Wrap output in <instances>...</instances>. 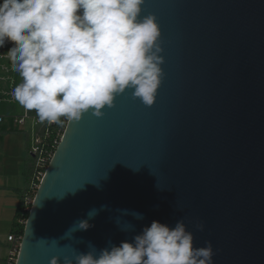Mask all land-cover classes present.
I'll list each match as a JSON object with an SVG mask.
<instances>
[{
	"label": "water",
	"instance_id": "obj_1",
	"mask_svg": "<svg viewBox=\"0 0 264 264\" xmlns=\"http://www.w3.org/2000/svg\"><path fill=\"white\" fill-rule=\"evenodd\" d=\"M149 15L164 60L154 104L126 90L102 117L68 122L17 264H63L181 220L214 264H264V0H145Z\"/></svg>",
	"mask_w": 264,
	"mask_h": 264
},
{
	"label": "clouds",
	"instance_id": "obj_2",
	"mask_svg": "<svg viewBox=\"0 0 264 264\" xmlns=\"http://www.w3.org/2000/svg\"><path fill=\"white\" fill-rule=\"evenodd\" d=\"M145 0H0V48L22 82L12 98L41 123L63 126L84 114L100 118L115 98L152 106L163 76L161 32L155 16L141 19ZM63 118V119H62ZM93 209L89 219L96 215ZM138 219L142 217L134 214ZM76 230L87 231V219ZM203 231V225L197 224ZM65 257L63 264H214L211 243L195 248L194 236L178 221H158L133 242ZM50 264H59L53 258Z\"/></svg>",
	"mask_w": 264,
	"mask_h": 264
},
{
	"label": "crops",
	"instance_id": "obj_3",
	"mask_svg": "<svg viewBox=\"0 0 264 264\" xmlns=\"http://www.w3.org/2000/svg\"><path fill=\"white\" fill-rule=\"evenodd\" d=\"M17 106L20 105L15 102L13 108L0 112V117H4L0 123V264H6L9 256L7 239L14 233L17 211L34 173L32 157L29 159L27 153L38 128L30 112L33 124L16 122L26 114Z\"/></svg>",
	"mask_w": 264,
	"mask_h": 264
},
{
	"label": "built area",
	"instance_id": "obj_4",
	"mask_svg": "<svg viewBox=\"0 0 264 264\" xmlns=\"http://www.w3.org/2000/svg\"><path fill=\"white\" fill-rule=\"evenodd\" d=\"M12 47L11 44L6 43L4 48H0V72L6 74L15 73L11 70L10 61L6 58V52ZM11 80L10 91L2 89L1 84ZM15 80L9 76H5L0 73V100H5V96H10V99L14 101L11 96ZM31 115L26 114L16 120L19 125H23L28 119H31ZM35 120V126L38 128V133L34 137L33 146L30 151V155L34 164V173L31 178L30 186L22 201V212L30 213L32 205L41 181L45 175V172L54 156L56 149L62 141L68 122H65L63 126L56 124H48L47 122L41 123L38 119ZM4 122V117H0V123ZM27 221V220H26ZM26 221L23 223L26 225ZM23 235L20 233H12L7 241L9 243V256L6 260V264H17L20 254Z\"/></svg>",
	"mask_w": 264,
	"mask_h": 264
},
{
	"label": "rangeland",
	"instance_id": "obj_5",
	"mask_svg": "<svg viewBox=\"0 0 264 264\" xmlns=\"http://www.w3.org/2000/svg\"><path fill=\"white\" fill-rule=\"evenodd\" d=\"M1 74L5 75V76H9L10 78H13L15 80V83H14V86H13V89L16 85H18L19 83L22 82V79L21 77L19 76L18 73H10V74H6L4 72H0ZM1 87L3 90L5 91H10L11 89V80H8L6 83H3L1 84ZM5 100H0V112L2 111H7L9 108H13V106L15 105V100H11L10 99V96H5L4 97ZM18 109H20V106H17ZM22 108V107H21ZM27 123H32L33 124V120L31 119H28L27 120ZM31 147V146H30ZM30 148L28 149V158L30 159Z\"/></svg>",
	"mask_w": 264,
	"mask_h": 264
},
{
	"label": "trees",
	"instance_id": "obj_6",
	"mask_svg": "<svg viewBox=\"0 0 264 264\" xmlns=\"http://www.w3.org/2000/svg\"><path fill=\"white\" fill-rule=\"evenodd\" d=\"M31 115L35 118L38 119L35 112H30ZM63 119V118H62ZM39 120V119H38ZM30 186V185H29ZM28 190V189H27ZM27 192V191H26ZM26 192L24 193V195L22 196V200H21V204L18 208L17 211V216H16V222L14 224V229L13 232L15 233H20V234H24V230H25V225L23 224L29 217V213H24L22 212V201L24 200V196L26 194Z\"/></svg>",
	"mask_w": 264,
	"mask_h": 264
}]
</instances>
